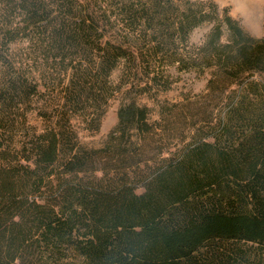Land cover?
I'll return each instance as SVG.
<instances>
[{
    "label": "trees",
    "instance_id": "trees-1",
    "mask_svg": "<svg viewBox=\"0 0 264 264\" xmlns=\"http://www.w3.org/2000/svg\"><path fill=\"white\" fill-rule=\"evenodd\" d=\"M116 1L114 15L140 36L141 54L101 44L94 18L76 12L79 0H0V54H14L21 35L47 67L35 75L0 56V264H264V35L248 33L227 8L220 16L214 3L206 12L202 1L184 0L182 9L169 0ZM206 21L202 45L181 51ZM65 61L64 85L53 69ZM120 65L128 100L101 146L87 147L65 116L106 103ZM165 65L210 70L212 127L147 166L143 153L158 132L206 113L162 105L150 122L147 106L128 97L142 75L144 86L168 90ZM58 87L64 102L56 118L42 113L44 130L24 112L17 119ZM141 163L148 173L133 174Z\"/></svg>",
    "mask_w": 264,
    "mask_h": 264
},
{
    "label": "rangeland",
    "instance_id": "rangeland-1",
    "mask_svg": "<svg viewBox=\"0 0 264 264\" xmlns=\"http://www.w3.org/2000/svg\"><path fill=\"white\" fill-rule=\"evenodd\" d=\"M174 6H184V0H169ZM193 2L202 1L205 3L204 10L206 12L211 11L209 4L214 3L217 7L218 14L221 16L224 9H228V14L234 19L238 20L241 26L251 35L255 37H261L264 35V0H190ZM82 4L80 8L76 9V12H81L82 16H92L95 20L94 24L97 28V34H99L101 44L105 42H111L116 44H122L124 47L131 48L136 51V54H141V48L139 42L136 40L140 37L132 32L131 27H127L119 20L116 19L117 9L115 7L116 0H79ZM105 12V13H104ZM56 13V12H55ZM53 13V14H55ZM110 15V19H108ZM212 27V22L206 21L200 25L194 27L188 36L186 45H179L181 51L183 47L191 49L193 47H199L204 42L206 35L209 33ZM97 36V35H96ZM30 44L26 37L19 35L11 45L14 54H0V56L7 58L9 62L15 60L22 62L23 70L28 72H34L35 75L39 72H43L42 54H29ZM183 46V47H181ZM95 54V51H93ZM42 62V63H41ZM42 64V66L40 65ZM77 61L73 62L76 65ZM4 65L0 63V70ZM69 64L60 63L53 69L54 73H58L60 82L67 83L66 73L71 72ZM143 66V65H142ZM122 67L115 68L109 77L111 85L105 97L106 103L98 104L85 103L80 106H74L73 112L68 113L65 119H69L70 127L76 132L80 142L87 147L98 148L103 143L107 134L112 131L117 125V112L119 107L128 99L125 97V93L130 84H123L122 82ZM41 68V69H40ZM37 69H40L38 71ZM144 70V69H143ZM67 71V72H65ZM164 75L169 76L170 88L168 90H162L153 84L144 86L147 82V77L142 75L139 81V85L133 89H129L128 97L135 98L137 103L147 106L149 109L150 122H157L160 120V107L162 105L179 104L180 106H186L191 104L192 108L200 107L205 109L206 113L200 117H195L191 120L189 114H186V121L178 126V130L172 133H160L152 138V142H147L146 152L143 153V159L146 160L147 166H153L160 158H169L173 153H177L185 146L189 145L193 138L207 134L212 127V93H208L206 90V84L209 78L210 70L204 72L196 70H178L175 66H166L164 69ZM145 87L142 91L139 88ZM138 88V89H137ZM39 90L43 91L40 87ZM38 99V100H37ZM33 100L31 108H25L18 110L17 119H21L24 112L26 123L35 127L37 130L42 131L48 124L47 118L50 111L53 112L52 117L56 118V113L62 102H64L63 95L60 93V88H52L45 91L44 98L41 100L37 98ZM45 100H47L45 102ZM29 107V106H27ZM57 108V109H56ZM46 111L48 114L44 115ZM62 110V109H61ZM103 114L101 115V111ZM93 114V115H92ZM100 114L99 127L95 129L97 124V118ZM47 117V118H46ZM95 121H90L91 119ZM23 119V118H22ZM65 119L60 120L61 124L65 122ZM214 122V121H213ZM89 124V125H88ZM27 126V125H26ZM19 136L14 135V140H18ZM207 140H211L207 138ZM143 173H148L145 164L141 163L138 167L133 169V174L138 176ZM137 192H142V188L139 187Z\"/></svg>",
    "mask_w": 264,
    "mask_h": 264
}]
</instances>
